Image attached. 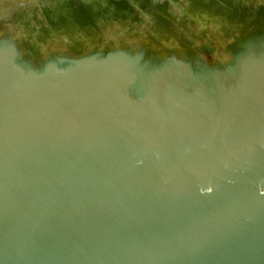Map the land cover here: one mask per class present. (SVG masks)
Segmentation results:
<instances>
[{"label":"water","instance_id":"95a60500","mask_svg":"<svg viewBox=\"0 0 264 264\" xmlns=\"http://www.w3.org/2000/svg\"><path fill=\"white\" fill-rule=\"evenodd\" d=\"M0 264H264V0H0Z\"/></svg>","mask_w":264,"mask_h":264}]
</instances>
